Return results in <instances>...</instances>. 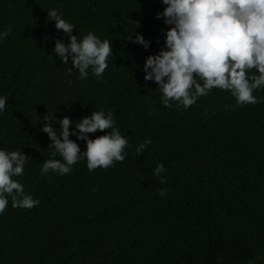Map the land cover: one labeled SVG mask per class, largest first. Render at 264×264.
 <instances>
[{"label":"trees","instance_id":"obj_1","mask_svg":"<svg viewBox=\"0 0 264 264\" xmlns=\"http://www.w3.org/2000/svg\"><path fill=\"white\" fill-rule=\"evenodd\" d=\"M169 1L0 0V264H264V0Z\"/></svg>","mask_w":264,"mask_h":264},{"label":"clouds","instance_id":"obj_2","mask_svg":"<svg viewBox=\"0 0 264 264\" xmlns=\"http://www.w3.org/2000/svg\"><path fill=\"white\" fill-rule=\"evenodd\" d=\"M168 4H170L171 6L179 5L184 9L188 6V2L186 0H170Z\"/></svg>","mask_w":264,"mask_h":264}]
</instances>
